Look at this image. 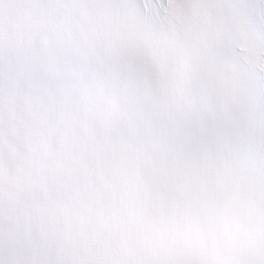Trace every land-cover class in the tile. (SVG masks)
I'll use <instances>...</instances> for the list:
<instances>
[{
    "label": "snow or ice",
    "instance_id": "obj_1",
    "mask_svg": "<svg viewBox=\"0 0 264 264\" xmlns=\"http://www.w3.org/2000/svg\"><path fill=\"white\" fill-rule=\"evenodd\" d=\"M19 26L8 59L54 97L86 91L145 57L147 41L176 70L166 96L142 107L132 137H151L158 175L137 209L141 223L175 214L211 169H234L237 192L264 187V0H0ZM264 220V198L255 202ZM49 239H0V264H57ZM237 264H264V248Z\"/></svg>",
    "mask_w": 264,
    "mask_h": 264
}]
</instances>
